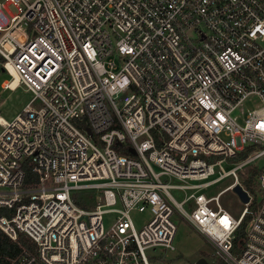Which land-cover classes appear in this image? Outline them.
Instances as JSON below:
<instances>
[{
	"label": "built area",
	"instance_id": "built-area-1",
	"mask_svg": "<svg viewBox=\"0 0 264 264\" xmlns=\"http://www.w3.org/2000/svg\"><path fill=\"white\" fill-rule=\"evenodd\" d=\"M0 65L33 95L0 118V230L34 246L11 264H150L175 213L223 264H264V0H0Z\"/></svg>",
	"mask_w": 264,
	"mask_h": 264
},
{
	"label": "rangeland",
	"instance_id": "rangeland-1",
	"mask_svg": "<svg viewBox=\"0 0 264 264\" xmlns=\"http://www.w3.org/2000/svg\"><path fill=\"white\" fill-rule=\"evenodd\" d=\"M9 10L13 13L17 12L14 6H9ZM11 79V75L8 72H4L0 65V118H3L5 121H10L21 113L26 104L33 98V95L26 91L23 86L15 90L4 89L2 84L10 82ZM255 165L263 168L264 159L258 160ZM226 169L229 168L227 167ZM232 182L233 178L225 179L213 187L207 195L216 196L221 190L232 184ZM174 183L177 182L174 181ZM171 193L178 202H182L186 198V194L183 191L172 190ZM84 197L89 209H92L99 203L96 193H84ZM220 204L235 219L240 218L244 209V203L234 190L225 192L220 198ZM185 208L191 211L190 204H187ZM131 215L138 230L152 218L151 213L148 211L145 213L134 211ZM114 217L115 215L113 214L105 217V227L107 229L112 224ZM173 222L177 227V234L174 240L176 250L168 251L162 247L148 250L147 256L150 264H198L201 259H204L207 264H220L218 258L215 256L214 248L178 213H175Z\"/></svg>",
	"mask_w": 264,
	"mask_h": 264
},
{
	"label": "trees",
	"instance_id": "trees-1",
	"mask_svg": "<svg viewBox=\"0 0 264 264\" xmlns=\"http://www.w3.org/2000/svg\"><path fill=\"white\" fill-rule=\"evenodd\" d=\"M253 174L247 181H245V185L247 188L250 189L253 179ZM84 194L80 195L78 198H76V203L85 208L88 209L87 202L84 200ZM3 212V210H0V214ZM246 224H244L241 227L239 239L243 237L244 230H245ZM23 248L33 250L34 246L31 243L30 239H28L25 236H21L18 242H13L8 236H6L1 230H0V264H11L14 260H16L21 252L23 251ZM220 262V261H219ZM220 264H223L220 262Z\"/></svg>",
	"mask_w": 264,
	"mask_h": 264
},
{
	"label": "water",
	"instance_id": "water-1",
	"mask_svg": "<svg viewBox=\"0 0 264 264\" xmlns=\"http://www.w3.org/2000/svg\"><path fill=\"white\" fill-rule=\"evenodd\" d=\"M3 71L5 72V70L3 69ZM88 133L91 135V131L88 130ZM234 191L239 195V197L241 198L243 203H248L249 202V196L248 194L242 189L241 186H236L234 188ZM198 264H207V262H205L204 259H201Z\"/></svg>",
	"mask_w": 264,
	"mask_h": 264
},
{
	"label": "bare ground",
	"instance_id": "bare-ground-1",
	"mask_svg": "<svg viewBox=\"0 0 264 264\" xmlns=\"http://www.w3.org/2000/svg\"><path fill=\"white\" fill-rule=\"evenodd\" d=\"M10 72H11V75L13 76V78L15 79L12 81V88H15L18 84V79H17V76L13 70H11ZM1 119H3V118H1Z\"/></svg>",
	"mask_w": 264,
	"mask_h": 264
},
{
	"label": "crops",
	"instance_id": "crops-1",
	"mask_svg": "<svg viewBox=\"0 0 264 264\" xmlns=\"http://www.w3.org/2000/svg\"><path fill=\"white\" fill-rule=\"evenodd\" d=\"M205 239V238H204Z\"/></svg>",
	"mask_w": 264,
	"mask_h": 264
}]
</instances>
